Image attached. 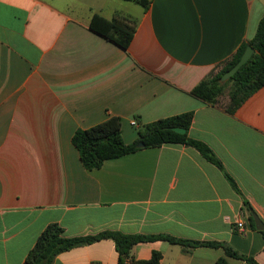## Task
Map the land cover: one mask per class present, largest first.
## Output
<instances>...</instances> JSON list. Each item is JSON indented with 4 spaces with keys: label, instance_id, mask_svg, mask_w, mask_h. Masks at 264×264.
Masks as SVG:
<instances>
[{
    "label": "crops",
    "instance_id": "obj_1",
    "mask_svg": "<svg viewBox=\"0 0 264 264\" xmlns=\"http://www.w3.org/2000/svg\"><path fill=\"white\" fill-rule=\"evenodd\" d=\"M136 20L126 50L93 33V15ZM264 0H0V264H24L40 232L104 230L220 242L264 264V86L233 113L193 88L255 34ZM224 97V98H223ZM192 111L188 135L205 143L235 182L194 148L164 144L86 170L71 142L108 116L126 144L137 128ZM135 121L136 125H132ZM242 222L241 230L235 227ZM217 264L221 248L153 241L136 260ZM228 264H246L226 257ZM52 264H117L110 239L58 254ZM130 264V263H126Z\"/></svg>",
    "mask_w": 264,
    "mask_h": 264
},
{
    "label": "trees",
    "instance_id": "obj_2",
    "mask_svg": "<svg viewBox=\"0 0 264 264\" xmlns=\"http://www.w3.org/2000/svg\"><path fill=\"white\" fill-rule=\"evenodd\" d=\"M130 1L141 5L143 8H147L149 5V0ZM135 26V19L125 17L106 19L97 14L93 15L89 22L90 31L112 42L122 50H126L132 41ZM247 46L254 50L251 57L229 80L221 83L220 77L239 61ZM263 86L264 16L260 19L254 36L249 41L242 43L218 70L210 72L206 78L200 81L191 93L209 104H216L220 97L226 96L225 111L233 114L242 103ZM193 116V112L188 111L142 124L137 128V139L129 144H126L122 139L120 118L108 116L104 121L88 129H77L71 137V142L86 170L98 169L106 160L116 159L142 148H156L164 144L185 145L194 148L206 161L222 170L231 187L239 193L234 180L224 172L213 151L205 143L188 135ZM174 127L183 128L185 132L177 133L172 130ZM138 142H141L143 147H138ZM243 203L249 213L253 211L247 201L244 200ZM249 220L252 228L255 229L251 216H249ZM258 232L264 240V230ZM103 239L113 241L117 253V264H126L127 262L130 264H160L161 253L158 251H153L150 258L146 260H136L131 256V250L135 245L157 240L179 245L184 251L198 247L221 248L224 257L219 258L217 264H228L226 257L244 261L246 264H258L252 257L239 254L220 242L187 240L166 234H126L115 230H104L93 235L66 237L62 227L57 223L48 224L40 232L33 247L25 256L24 264H52L54 258L62 252Z\"/></svg>",
    "mask_w": 264,
    "mask_h": 264
},
{
    "label": "water",
    "instance_id": "obj_3",
    "mask_svg": "<svg viewBox=\"0 0 264 264\" xmlns=\"http://www.w3.org/2000/svg\"><path fill=\"white\" fill-rule=\"evenodd\" d=\"M254 50L252 49V47L247 46L244 50V52L242 53L239 61L228 71H226L221 77H220V82L224 83L227 80H229V78L235 74V72L243 65L247 62V60L251 57V55L253 54ZM173 131L177 132V133H184L185 129L183 128H178V127H174L172 128ZM138 147H143V144L141 142L137 143ZM250 216L251 219L253 221V224L256 228V230L261 231L264 230V223L262 222V220L258 217V215L254 212L251 211L250 212Z\"/></svg>",
    "mask_w": 264,
    "mask_h": 264
},
{
    "label": "built area",
    "instance_id": "obj_4",
    "mask_svg": "<svg viewBox=\"0 0 264 264\" xmlns=\"http://www.w3.org/2000/svg\"><path fill=\"white\" fill-rule=\"evenodd\" d=\"M132 125H136V122L133 121V122H132ZM235 227L238 228L239 230H241L242 227H243L242 222H236V223H235Z\"/></svg>",
    "mask_w": 264,
    "mask_h": 264
},
{
    "label": "rangeland",
    "instance_id": "obj_5",
    "mask_svg": "<svg viewBox=\"0 0 264 264\" xmlns=\"http://www.w3.org/2000/svg\"><path fill=\"white\" fill-rule=\"evenodd\" d=\"M224 98V97H223Z\"/></svg>",
    "mask_w": 264,
    "mask_h": 264
}]
</instances>
